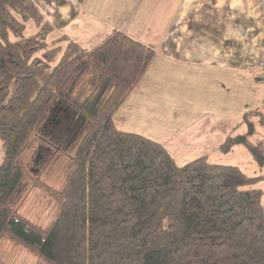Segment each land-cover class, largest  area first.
Returning <instances> with one entry per match:
<instances>
[{
    "label": "trees",
    "instance_id": "16d2710c",
    "mask_svg": "<svg viewBox=\"0 0 264 264\" xmlns=\"http://www.w3.org/2000/svg\"><path fill=\"white\" fill-rule=\"evenodd\" d=\"M30 20L38 30L26 35ZM54 29L34 0H0V240L47 264H264L263 193L252 187L262 176L208 157L180 165L161 143L115 125L154 50L121 31L93 48L67 36L49 47ZM88 74L94 93L81 98ZM263 109L245 114L246 133L224 153L242 144L264 165ZM32 142L68 161L59 189L34 180L56 203L47 227L11 206L31 178Z\"/></svg>",
    "mask_w": 264,
    "mask_h": 264
},
{
    "label": "crops",
    "instance_id": "0c3cea01",
    "mask_svg": "<svg viewBox=\"0 0 264 264\" xmlns=\"http://www.w3.org/2000/svg\"><path fill=\"white\" fill-rule=\"evenodd\" d=\"M34 1L50 36L93 48L121 31L154 50L113 120L176 150L180 165L223 152L246 133L245 114L264 108V0Z\"/></svg>",
    "mask_w": 264,
    "mask_h": 264
},
{
    "label": "rangeland",
    "instance_id": "374dc122",
    "mask_svg": "<svg viewBox=\"0 0 264 264\" xmlns=\"http://www.w3.org/2000/svg\"><path fill=\"white\" fill-rule=\"evenodd\" d=\"M37 30L38 28L35 23L30 20L27 23L25 34L32 35ZM62 33L63 32H61V34ZM61 34L59 32H54L48 38L49 47L54 46L52 41L57 39ZM95 79L96 78L92 76V74H88V76L78 84L75 93L81 98H86L94 93ZM55 129H58V125L53 123L47 129V133L56 134ZM245 129L247 130L246 127ZM257 129L259 134H256L255 138L263 137L264 127H258ZM173 156L178 162H183L184 160V158L181 157L182 155L176 150L173 152ZM211 160L221 164L238 166L249 176H262L263 179L252 185V187L262 191L264 202V165H259L243 146L233 148L228 154L220 151L215 152L211 154ZM24 162L29 170L31 178L23 182L13 198L11 206L19 209L23 215L36 224L47 227L55 215L56 203L44 189L35 185L34 180L39 179L59 189L64 183L68 161L58 152L51 150L44 144L32 142L30 148L24 154ZM0 261L4 264H47L36 254L18 245L8 237H3L0 240Z\"/></svg>",
    "mask_w": 264,
    "mask_h": 264
},
{
    "label": "built area",
    "instance_id": "2783aa9c",
    "mask_svg": "<svg viewBox=\"0 0 264 264\" xmlns=\"http://www.w3.org/2000/svg\"><path fill=\"white\" fill-rule=\"evenodd\" d=\"M261 67H263V68H264V63H263V62H261Z\"/></svg>",
    "mask_w": 264,
    "mask_h": 264
}]
</instances>
